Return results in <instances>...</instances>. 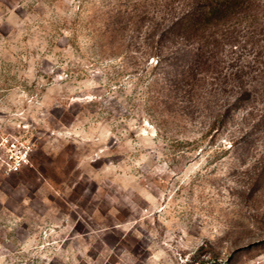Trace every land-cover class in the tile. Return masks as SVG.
Here are the masks:
<instances>
[{"label": "rangeland", "instance_id": "rangeland-1", "mask_svg": "<svg viewBox=\"0 0 264 264\" xmlns=\"http://www.w3.org/2000/svg\"><path fill=\"white\" fill-rule=\"evenodd\" d=\"M192 2L0 0V264H264V0Z\"/></svg>", "mask_w": 264, "mask_h": 264}, {"label": "trees", "instance_id": "trees-1", "mask_svg": "<svg viewBox=\"0 0 264 264\" xmlns=\"http://www.w3.org/2000/svg\"><path fill=\"white\" fill-rule=\"evenodd\" d=\"M250 0H193L192 3L172 21L173 35L179 36L183 42H188L196 46V52L189 62L192 64L203 56V50L207 46H217L221 44L222 38L218 33L220 27L225 20L234 17L237 13L246 10ZM208 29H214L211 39L207 35ZM180 55L174 53L172 59H179ZM160 61L158 60L157 63ZM188 64V65H189ZM243 94L250 95L248 90ZM242 94V95H243ZM240 98H236L231 105L239 107ZM219 119L221 122L225 121V115L220 114Z\"/></svg>", "mask_w": 264, "mask_h": 264}, {"label": "built area", "instance_id": "built-area-1", "mask_svg": "<svg viewBox=\"0 0 264 264\" xmlns=\"http://www.w3.org/2000/svg\"><path fill=\"white\" fill-rule=\"evenodd\" d=\"M10 155L6 160V168L9 172L18 171L29 162V150L18 147L15 143L10 144Z\"/></svg>", "mask_w": 264, "mask_h": 264}]
</instances>
